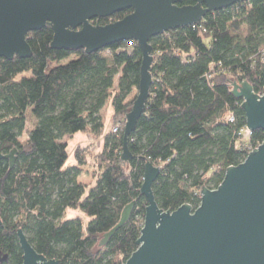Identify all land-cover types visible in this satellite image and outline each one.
<instances>
[{
	"label": "trees",
	"instance_id": "trees-1",
	"mask_svg": "<svg viewBox=\"0 0 264 264\" xmlns=\"http://www.w3.org/2000/svg\"><path fill=\"white\" fill-rule=\"evenodd\" d=\"M129 13L91 23L105 25ZM52 36L46 25L27 34L30 57H0V153L17 150L13 166L0 159V255H6L0 264H22L18 229L37 253L58 264H121L137 248L143 224L145 162L160 168L152 184L159 208H196L200 190L215 189L225 170L262 142L261 129L241 136L242 99L231 89L232 82L246 80L264 93V0L236 3L150 39V95L128 138L126 161L121 140L140 78L137 42L87 54L51 48ZM106 106L112 108L108 132L101 114ZM28 111L35 120L30 129ZM77 132L101 137L102 147L95 152L76 145L75 162L66 165L65 138ZM87 164L95 167L92 183L79 180ZM132 201L128 221L99 246ZM67 208H78L86 220L65 218Z\"/></svg>",
	"mask_w": 264,
	"mask_h": 264
},
{
	"label": "water",
	"instance_id": "water-1",
	"mask_svg": "<svg viewBox=\"0 0 264 264\" xmlns=\"http://www.w3.org/2000/svg\"><path fill=\"white\" fill-rule=\"evenodd\" d=\"M0 0V57L28 58L27 34L51 27L53 49H83L89 54L121 41L135 40L141 51L138 89L125 115L121 160L129 159L128 138L145 110L150 95L153 62L150 39L172 29L195 25L207 13L249 0ZM130 9L131 13L105 25L95 18ZM231 93L242 99L249 131L264 132V93L257 94L243 80L232 82ZM17 150L0 153L13 166ZM160 172L144 164L140 194L146 198L137 248L121 264H264V137L244 160L229 166L215 189L203 187L200 203L162 210L155 202L152 184ZM134 201L127 204L117 224L98 242L104 245L129 219ZM22 264H58L37 253L21 229L17 230ZM1 253V251H0ZM6 255L0 256V261Z\"/></svg>",
	"mask_w": 264,
	"mask_h": 264
},
{
	"label": "rangeland",
	"instance_id": "rangeland-1",
	"mask_svg": "<svg viewBox=\"0 0 264 264\" xmlns=\"http://www.w3.org/2000/svg\"><path fill=\"white\" fill-rule=\"evenodd\" d=\"M107 53H104L105 56ZM71 56H75L74 54ZM55 63L51 62L50 66H53ZM101 114L103 116V121H104V132H108L111 129V126L113 124L112 121V108L110 106H106L105 108L102 109ZM35 120L33 116L27 112V127L30 129L32 125L34 124ZM124 126V125H123ZM25 138V133L21 137V140ZM65 141L67 142V152H68V158L66 161V165L73 164L75 162L74 157H73V150L76 147V145H90L92 149L97 152L101 149L102 147V138H95L91 137L88 133L84 132H77L73 134L72 136L66 137ZM95 171V167L92 164H87L85 167L82 169V173L79 176V180L82 182H90L91 183L94 181V176L93 172ZM65 218H71V217H80L84 220H86V215L80 211L78 208H67L64 213Z\"/></svg>",
	"mask_w": 264,
	"mask_h": 264
},
{
	"label": "built area",
	"instance_id": "built-area-1",
	"mask_svg": "<svg viewBox=\"0 0 264 264\" xmlns=\"http://www.w3.org/2000/svg\"><path fill=\"white\" fill-rule=\"evenodd\" d=\"M230 121H232V119L230 118ZM117 130V128H114L113 129V131H116ZM250 134H251V131H249L247 128H246V126L244 127V129H241V136H243L245 139H248V137L250 136ZM252 149H254V148H252ZM251 149V150H252ZM250 150V151H251Z\"/></svg>",
	"mask_w": 264,
	"mask_h": 264
},
{
	"label": "crops",
	"instance_id": "crops-1",
	"mask_svg": "<svg viewBox=\"0 0 264 264\" xmlns=\"http://www.w3.org/2000/svg\"><path fill=\"white\" fill-rule=\"evenodd\" d=\"M82 173V172H81ZM81 175V174H80Z\"/></svg>",
	"mask_w": 264,
	"mask_h": 264
},
{
	"label": "flooded vegetation",
	"instance_id": "flooded-vegetation-1",
	"mask_svg": "<svg viewBox=\"0 0 264 264\" xmlns=\"http://www.w3.org/2000/svg\"><path fill=\"white\" fill-rule=\"evenodd\" d=\"M0 256H2V255H0Z\"/></svg>",
	"mask_w": 264,
	"mask_h": 264
}]
</instances>
